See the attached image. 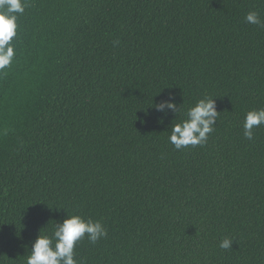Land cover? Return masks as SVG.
Segmentation results:
<instances>
[{"label":"trees","instance_id":"obj_1","mask_svg":"<svg viewBox=\"0 0 264 264\" xmlns=\"http://www.w3.org/2000/svg\"><path fill=\"white\" fill-rule=\"evenodd\" d=\"M27 4L0 73V264L68 213L108 232L77 244L82 264H264V124L243 135L264 108V27L244 18L264 0ZM205 96L214 131L176 149ZM170 98L177 116L151 107Z\"/></svg>","mask_w":264,"mask_h":264},{"label":"clouds","instance_id":"obj_2","mask_svg":"<svg viewBox=\"0 0 264 264\" xmlns=\"http://www.w3.org/2000/svg\"><path fill=\"white\" fill-rule=\"evenodd\" d=\"M28 7L27 0H0V73L6 74L14 62L16 51L14 37L18 34V19ZM249 24L264 27L258 11L251 10L245 15ZM115 43H118L115 42ZM169 97H173L169 93ZM155 111L171 110L176 116L181 107L177 106L174 98L162 100L151 106ZM220 112L216 107V99L210 96L200 98L193 106L183 112L185 118L173 124L169 142L176 149L187 146L204 145L208 136L214 131ZM264 124V108L252 109L245 115L243 135L246 139H254V129ZM108 232L102 221L85 219L79 214H67L62 222L56 223L49 235L40 230L32 243L26 264H82L77 258L76 246L85 237L92 244L107 237ZM233 241L224 237L219 243L222 249H231Z\"/></svg>","mask_w":264,"mask_h":264}]
</instances>
